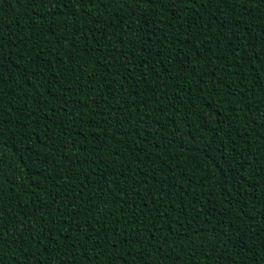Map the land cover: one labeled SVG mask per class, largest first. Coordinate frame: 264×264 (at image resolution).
Returning a JSON list of instances; mask_svg holds the SVG:
<instances>
[{
    "label": "trees",
    "instance_id": "trees-1",
    "mask_svg": "<svg viewBox=\"0 0 264 264\" xmlns=\"http://www.w3.org/2000/svg\"><path fill=\"white\" fill-rule=\"evenodd\" d=\"M0 264H264V0H0Z\"/></svg>",
    "mask_w": 264,
    "mask_h": 264
},
{
    "label": "snow or ice",
    "instance_id": "snow-or-ice-1",
    "mask_svg": "<svg viewBox=\"0 0 264 264\" xmlns=\"http://www.w3.org/2000/svg\"><path fill=\"white\" fill-rule=\"evenodd\" d=\"M212 2V0H209V3H211Z\"/></svg>",
    "mask_w": 264,
    "mask_h": 264
}]
</instances>
